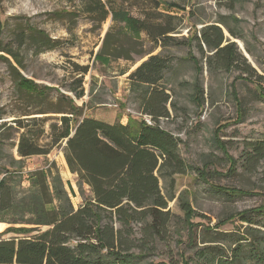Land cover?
Segmentation results:
<instances>
[{
  "label": "rangeland",
  "instance_id": "374dc122",
  "mask_svg": "<svg viewBox=\"0 0 264 264\" xmlns=\"http://www.w3.org/2000/svg\"><path fill=\"white\" fill-rule=\"evenodd\" d=\"M94 2L0 0V179L7 177L21 197L27 192L29 172L49 166L53 174L58 172L77 208L90 192L87 185L78 186L76 174L66 164L65 140H56L61 117L71 116L68 112L74 105L82 116L106 122L124 124L131 117L147 122L150 117L141 113L139 93L131 90L128 75L150 54L168 55L169 69L162 83L170 94V115L161 118L159 125L180 139L179 154L187 165L203 167L209 174L203 180L188 168L159 179L170 220L155 248L144 252V262L179 264V251L191 253L180 200H186L195 212L191 221L197 224L199 245L204 226L213 227L228 213L264 202V162L251 172L241 166L240 158L246 143L264 133V101L256 92L258 87L264 89V0H100L96 11L91 10ZM116 7L139 18L175 16L176 30L170 35L176 40L172 42L184 44L153 46L141 33L130 59L121 56L107 65L100 63L95 55L110 28L109 41L118 40L120 24L111 19V9ZM209 25L221 27L222 45L235 43L242 58L232 68L215 67L209 58L212 51L195 38ZM37 30L47 35V45ZM4 48L14 56L1 51ZM20 79L42 94L30 92ZM196 88L203 91L200 103L195 99ZM79 91L81 97H77ZM23 134L47 153L21 157L18 145ZM228 156L239 161L233 170ZM241 190L249 192L240 194ZM26 227L0 221V235L21 236ZM134 232L135 238L142 237L141 224L134 225Z\"/></svg>",
  "mask_w": 264,
  "mask_h": 264
},
{
  "label": "trees",
  "instance_id": "16d2710c",
  "mask_svg": "<svg viewBox=\"0 0 264 264\" xmlns=\"http://www.w3.org/2000/svg\"><path fill=\"white\" fill-rule=\"evenodd\" d=\"M100 4V0L92 3L91 10L96 11ZM158 15L157 20L149 16L139 18L123 8H112L111 19L120 24L116 32L118 40L109 41L110 28L95 59L106 65L121 56L130 59L141 33L146 34L153 46L184 44L172 42L176 40L170 35L176 30L173 22L176 17ZM37 34L47 45V35L40 30ZM122 36L126 42L121 40ZM195 38L212 51L209 58L215 67L230 69L242 58L234 42L222 45L224 34L218 25L205 26L200 37ZM1 51L14 56L11 49ZM169 64L168 55L150 54L128 75L131 90L139 93L141 113L150 117V123L133 117L124 124L106 122L82 116L81 109L74 105L68 112L71 116L61 117L56 140H65L66 164L76 174L78 186L85 184L90 192L77 208L58 172L53 174L49 166L29 172L27 192L21 197L7 183V177L0 179V214H5L0 216V221L29 225L21 236L2 238L0 235V264H167L144 262V252L155 248L170 220L169 212L164 210L168 199L161 191L159 179L184 173L188 168L194 169L203 180L209 174L203 167L187 165L179 154L180 139L159 125L161 118L170 115V94L162 83ZM20 85L42 94L24 79H20ZM195 91V99L200 103L203 91L199 88ZM256 92L264 101L263 87H258ZM82 95V91L77 92V97ZM18 153L29 157L47 151L23 134ZM240 158L241 166L256 171L264 162V133L261 138L246 143ZM227 160L231 170L239 165L237 158L228 156ZM262 176L264 181V170ZM261 189L264 191V187ZM219 190L239 196L236 192ZM247 192L241 190L240 194ZM180 208L189 229L187 247L191 253L179 251V264H264V202L228 213L213 227L204 226L201 245L197 244V224L191 221L194 210L186 200H180ZM136 224H141V238L134 237ZM225 224L230 228H220ZM32 231L37 232L30 234Z\"/></svg>",
  "mask_w": 264,
  "mask_h": 264
},
{
  "label": "built area",
  "instance_id": "2783aa9c",
  "mask_svg": "<svg viewBox=\"0 0 264 264\" xmlns=\"http://www.w3.org/2000/svg\"><path fill=\"white\" fill-rule=\"evenodd\" d=\"M148 123H150V120H147Z\"/></svg>",
  "mask_w": 264,
  "mask_h": 264
},
{
  "label": "water",
  "instance_id": "95a60500",
  "mask_svg": "<svg viewBox=\"0 0 264 264\" xmlns=\"http://www.w3.org/2000/svg\"><path fill=\"white\" fill-rule=\"evenodd\" d=\"M72 134H73V133H72ZM72 134H71V135H72ZM71 135H70V136H71Z\"/></svg>",
  "mask_w": 264,
  "mask_h": 264
}]
</instances>
